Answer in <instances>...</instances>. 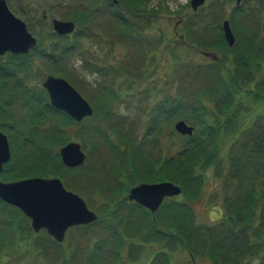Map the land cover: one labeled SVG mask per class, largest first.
<instances>
[{"label": "rangeland", "instance_id": "obj_1", "mask_svg": "<svg viewBox=\"0 0 264 264\" xmlns=\"http://www.w3.org/2000/svg\"><path fill=\"white\" fill-rule=\"evenodd\" d=\"M7 1L12 11L27 22L39 41L31 55L21 59L23 68L13 64L2 76L0 107L5 114L8 111L11 115L7 127L19 146L18 159L27 153L40 156V148L48 144L45 138L51 135L53 126L61 127L57 119L68 118L50 108L49 112L43 113L46 125L40 120L41 129L31 132L28 124H22L27 101H24V97L37 100L44 89L42 83L49 74L64 77L91 103L95 112L81 123L70 120L73 123L65 126L68 139L82 144L87 159L74 169L64 165L67 170L62 169V176L58 177L63 182H70L79 174L93 176L91 188L86 190L82 185L69 188L81 195L101 217L109 216L107 213L111 211L112 204L122 203L124 197L127 199L133 186L145 182L142 180L146 177L140 178L144 166L163 169L161 175L173 177L181 171V168L177 170V164L180 167L184 160H188H176L177 164L174 161L183 146L182 135L176 131L175 124L180 119L192 122L202 109L190 105V96L178 100L181 105L187 104L180 107L179 111L175 101L172 109V95L181 97L178 96L181 82L182 87L196 86L197 77L189 68L197 64L216 63L223 67V75L227 80L231 78L230 71H236L241 77L239 81L242 86L237 88L236 104L241 100L247 102L245 107H250V104L253 109L244 108L240 114L233 112L234 119L222 129L219 142L211 144L207 135V141H200L210 144L207 146V152L210 153L204 156L208 161L194 169L191 175L194 179H189L184 186L189 193L186 198L192 205L195 224L211 225L223 218L224 184L218 174L223 171L220 170V159L231 148L240 120L243 118L245 122L252 114H264V96L260 101L258 98L260 93H264V0H241L240 9L237 8V0H223V9L217 0H207L197 12L192 10L191 0ZM43 11H46L47 20L42 16ZM118 16H122L130 27ZM53 18L74 20L76 31L71 35H57L53 29ZM225 18L231 21L237 36V47H230L222 36L221 26ZM197 20L200 23V28L196 26L197 31L200 33L203 30L201 27L204 22L203 26L208 27L210 38L215 42L207 50L218 55L220 60L204 56L197 49V41L189 36V28ZM143 38L145 44L140 42ZM238 48L244 52L238 57H245V52L251 50L250 55L241 61L243 66L240 72H237ZM130 79L135 82V88L127 84ZM200 79L215 88L211 92L215 96L205 92L202 98L208 106V117L217 118L213 113L216 99L219 97L221 101L224 91L234 87L235 83L231 81L227 83L228 88H221L222 84L215 78ZM202 88L205 90L207 86L202 85ZM124 90L130 94L127 95ZM167 93H171L170 101L167 102L169 105L156 118L157 113L153 111L157 104L166 102ZM28 105L24 115L29 122L35 123L33 109L36 103L31 104L29 101ZM237 114L241 116L239 121ZM211 121L209 124H218L217 119ZM14 124L18 126L15 128ZM4 128L6 130H0L9 136L8 129ZM60 148L53 146L51 149L53 160L59 157L61 161ZM188 148L191 150L189 160L201 150V147L190 143ZM161 159H169L171 164L166 166L168 162L165 160L161 163ZM224 165L227 166L226 163ZM9 180L14 179H5ZM7 206L0 201V264H88L89 252L95 245H102L105 256H116L113 254L116 251L114 245L119 239L115 238L114 229L104 221L69 230L66 239L60 244L49 239L44 231L28 234L30 224L22 221L23 218L18 219L19 224L16 226L18 236L3 230L6 222L11 220ZM130 212L139 222L145 218L135 206ZM137 225L133 222L130 226L132 239L129 241L139 244L138 253L130 254L128 244H124L122 256L126 264H211V259L201 254L197 255L194 262L180 241L170 239L169 247L157 239L145 241L141 228H135ZM27 235V240H23ZM157 255L159 257L153 260ZM250 264H258V260H251Z\"/></svg>", "mask_w": 264, "mask_h": 264}, {"label": "trees", "instance_id": "obj_2", "mask_svg": "<svg viewBox=\"0 0 264 264\" xmlns=\"http://www.w3.org/2000/svg\"><path fill=\"white\" fill-rule=\"evenodd\" d=\"M217 1L220 3L219 7L223 9L222 5L225 2L223 0ZM204 8L205 7H203V9ZM198 14L199 13H195L194 15ZM118 18L121 19L122 22L124 21L122 16H118ZM124 24L128 25L126 22H124ZM202 24L204 25V22ZM203 25L201 27L203 30L199 33L196 29V26L200 28L199 20L194 21L191 25L192 28H189V36L191 39L197 41L198 48L200 47V49L207 50L208 47L213 46L215 42L210 38L211 32H209L208 27ZM262 46V48H264V45ZM237 50V60L239 59L237 72H240L239 69L243 66L241 61H243L246 56L250 55L249 53L251 50L245 52L247 54L245 57H238L241 53L244 54V52H240V48ZM30 55L31 52L29 54L7 53L3 57L0 64V106L1 92L3 89L2 76L5 75V70L13 64L18 68H23L24 62L21 59L28 58ZM245 62L246 61H244L243 64ZM189 70L197 77V83L194 84V86H196L182 87L183 84L180 80L181 88L179 91L183 94L179 93L178 96H181L179 98L173 97L176 102L177 111L180 110V107L182 108L185 106L178 102V100L183 99L185 96L191 97L190 105H195L198 110L202 109V112L194 116L191 122L195 125L194 134L192 136H181V138H183V146L178 152V157L174 158L175 162L180 159L188 160H184L180 167H178L176 162L177 170L179 171L181 168V171L177 172L173 177L161 175L163 169L158 170L154 166H144L140 177H146L142 181L149 182H158L162 180L174 181L182 186V194L179 197L165 200L155 215L141 205L129 201L126 197H124L122 203L118 202V204H112L110 207V214L107 213L109 216L100 217L95 224L105 222L114 229L112 232L115 238L119 239L117 240L118 243L115 241L116 244L114 245L116 251L113 254L116 256H105L102 245H95L89 252L88 264H126L125 258L122 256L124 244H128L130 254L138 253L137 249L139 244L137 245L134 244L135 242L129 241V239H132V233L129 229H131L130 226L133 222L139 224L135 226V228H137V230L141 228L145 241L157 239L166 244L167 247H169L170 239L173 241H180L182 243L181 245H183L195 259L198 254H201L211 259V264H250L251 260H258V264H264V114H252L245 122L243 118L241 119L242 122L240 120V123L237 125L236 137L231 148L226 150L225 154L222 155L220 159V170L223 171L221 174L220 172L218 174L223 178L224 184L222 188L224 195L223 204L225 206L223 218L211 225L195 224L192 205L190 200L186 198V196H189V193L184 186L189 179H194L191 176L193 175L194 169L199 167L202 162L208 161L204 156L209 155L210 152H207V146L210 144L200 143V141H207V135L210 138L211 144L219 142V137L224 130L223 128L232 118L234 119L232 113L237 112L240 114L244 108L245 110L247 108L250 110L251 108L253 109V107H251L250 104V107H245L247 102H241V100L237 101L236 104L237 88L240 89L242 87L239 81L241 77L235 73L236 71L231 70V78L229 77V80H227L223 75V67L216 63H212L208 65V67L202 64L193 65ZM201 72H203V74ZM201 77H211L208 78L209 80H214L215 78V80H218L219 83L222 84L221 88H228L227 83L230 84L231 81L235 83L234 87L224 91V96L221 101L219 97L216 99L213 113L215 112L217 118L213 117L214 119H210L211 117H208V106L202 98L205 92L210 96H215L214 93H211L215 88L200 82ZM202 85H206L207 88L203 90ZM17 90L18 89H13V91ZM253 92L256 93L255 90H253ZM40 94L37 96V100L28 96L24 97V101L27 100L25 102V108L23 109L24 113L29 106V101L31 104L36 103V108L33 109V119H35V123L29 122L23 113L24 122L22 124H28L32 129L31 132L41 129L42 124L40 120L43 121V125H46L43 113L49 112L50 108H53L49 104L50 102L46 90L43 89ZM263 96L264 93H260L258 96L259 101L263 99ZM167 102L168 100L162 102L165 103L164 105H162V103L157 104L154 110L157 113L156 118L161 115V112H164V109L167 107ZM173 108L174 105L172 109ZM55 112L57 113V111ZM239 114L236 115L237 121H239V117H241ZM10 116L8 111L5 114L0 107V129L6 130L4 127L8 129L12 147V159L6 164L2 176L5 177V179H20L37 175L62 176V169H66L67 167H64L59 157L58 160H53L51 149L53 146L60 148L70 140V138L68 139L65 126L72 124L73 122L70 120L73 119L67 115L66 116L70 119L66 117L57 119L61 127L57 128L53 126V132L45 138L48 144L45 143V145L40 148V156L27 153L23 158L18 159L17 152L19 146L7 127L9 125L8 119H10ZM215 119H217L218 124H209L212 122L211 120ZM75 123L77 122L75 121ZM220 123H224L225 125H220ZM13 126L16 128L18 125L14 124ZM35 126L38 128L36 129ZM17 133V136L20 137L19 132ZM188 143L195 147H201L198 154L196 153V155L191 158L192 160H189V157H191V150L188 148ZM57 156H59L58 152ZM187 156L188 158H186ZM165 160L166 159H161V163ZM166 161L168 162L166 166H169L171 164L170 160L167 159ZM224 163H226L227 166H225ZM170 172L169 170V173ZM11 174H13V176H9ZM91 179H94L93 176L89 177L83 173L73 177L70 182L65 181L64 183L66 186L68 185L67 187L72 188H78V185H82L85 186L87 190L91 188ZM102 187L103 186H99V188ZM106 193L108 194L107 190ZM133 206L138 208L145 215L142 222H139L138 219L130 215L132 214L130 211L133 209ZM7 208L11 220L8 223L6 222L5 229L3 230H8L9 234L12 232L13 235L18 236V229L16 228L19 224L18 219L23 218L24 220L22 221H26L28 225L30 224L29 219L18 208L13 206H11V208L7 206ZM88 226L89 225L75 226L71 230L86 228ZM29 227L30 230L27 231L28 234L33 232L30 225ZM46 235L48 236V234ZM28 237V235L27 237H23V240H27ZM48 237L54 241L50 236ZM41 253L43 254L42 251ZM158 257L157 255L153 260ZM152 264H155V262H152ZM165 264H168V262Z\"/></svg>", "mask_w": 264, "mask_h": 264}, {"label": "water", "instance_id": "obj_3", "mask_svg": "<svg viewBox=\"0 0 264 264\" xmlns=\"http://www.w3.org/2000/svg\"><path fill=\"white\" fill-rule=\"evenodd\" d=\"M205 1L191 0L193 10L197 11ZM53 26L59 35L71 34L76 29L74 21L58 18L53 20ZM223 31L228 44L235 45L237 38L228 19L223 22ZM37 43V37L29 31L25 20L12 12L7 0H0V62L7 52L27 54ZM205 55L210 56L212 53L205 52ZM213 58L216 59L217 56L213 54ZM43 87L48 92L51 104L71 117L80 121L94 113L91 104L67 79L49 74L43 81ZM176 128L182 134H193L194 127L184 120L178 121ZM60 154L64 164L69 167L79 166L86 160V153L76 141L64 145ZM11 158L8 136L0 131V199L20 208L31 219L35 231L45 228L56 241L61 242L70 227L97 220L98 215L88 207L85 199L66 189L59 177L33 176L3 181L1 173ZM181 192V187L171 181L145 182L130 190L129 199L155 213L166 197L179 195Z\"/></svg>", "mask_w": 264, "mask_h": 264}, {"label": "flooded vegetation", "instance_id": "obj_4", "mask_svg": "<svg viewBox=\"0 0 264 264\" xmlns=\"http://www.w3.org/2000/svg\"><path fill=\"white\" fill-rule=\"evenodd\" d=\"M42 16H43V18H44V20H47V15H46V11H44L43 13H42ZM131 86V85H130ZM132 86H135V85H132Z\"/></svg>", "mask_w": 264, "mask_h": 264}]
</instances>
